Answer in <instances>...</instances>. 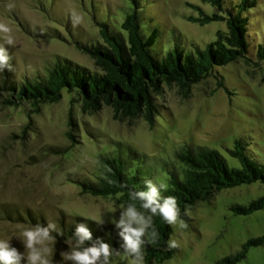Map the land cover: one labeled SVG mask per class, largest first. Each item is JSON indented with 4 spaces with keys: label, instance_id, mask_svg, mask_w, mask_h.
Masks as SVG:
<instances>
[{
    "label": "rangeland",
    "instance_id": "rangeland-1",
    "mask_svg": "<svg viewBox=\"0 0 264 264\" xmlns=\"http://www.w3.org/2000/svg\"><path fill=\"white\" fill-rule=\"evenodd\" d=\"M99 1L110 8L118 23L123 20L128 0ZM144 3L148 15L155 20L162 17L163 22L158 23L159 44L164 49L178 34L188 48L202 49L216 38V31L225 29L221 20L204 23L193 20L219 13L217 7L202 0H144ZM60 15H68L86 37L97 35L80 0H0V22L10 27L13 40L8 45L0 33V44H6L12 52L19 75L43 70L55 57L93 67L92 59L69 42L31 36L17 23L19 18L31 29L44 30ZM247 16L249 52L254 56L257 43L264 42V0H256ZM216 73L222 77L223 87L216 88ZM69 99L63 93L59 101L45 103L36 112H28L26 104L0 108V211L3 207L29 209L57 225L62 218L70 220L76 215L102 223L119 219L122 204L111 196L83 193L70 181L71 177L84 178L96 172L97 154L113 141L128 143L143 153L146 169L154 172L153 180L164 185L167 182L163 162L180 166L176 153L187 145L214 148L230 166L239 167V160L230 153L238 141L252 158L264 160V60L253 65L239 59L216 67L214 75L194 84L186 98H182L176 85L165 86L163 102L169 111L158 116L153 127L142 118L115 117L108 105L95 113L82 112ZM70 109L77 125L76 142L68 135ZM49 147H66L67 152L57 153ZM263 194L264 184L260 182L241 184L222 189L210 200L199 201L187 209V220L178 216L170 224L169 239L175 241L178 250L161 264H214L239 252L248 238L264 234V208L249 215H237L229 206L244 204ZM24 226L0 219V238L11 239V244L24 252L18 239ZM70 244L67 248L55 241L50 245L52 264H72L60 255L70 250ZM131 259L117 254L110 257V264H131ZM236 264H264V243L250 246Z\"/></svg>",
    "mask_w": 264,
    "mask_h": 264
},
{
    "label": "trees",
    "instance_id": "trees-1",
    "mask_svg": "<svg viewBox=\"0 0 264 264\" xmlns=\"http://www.w3.org/2000/svg\"><path fill=\"white\" fill-rule=\"evenodd\" d=\"M217 7L219 13L193 19L200 22L221 20L224 30L216 31V38L204 48H188L180 34L164 49L160 46V25L162 17L155 20L146 11L144 0H128V9L118 23L107 5L99 0H80L83 10L97 29L93 38L86 37L68 15H60L52 26L42 30L31 29L17 18L19 27L31 36L54 38L69 42L77 50L88 55L93 67L77 63L66 57H55L50 66L30 75H19L16 61L6 44L8 66L0 70V108H18L28 105L29 110L39 111L41 105L59 101L67 93L71 103H77L82 112L95 113L104 105L112 108L115 117L127 119L142 118L153 127L157 117L168 113L163 102L165 86L176 85L182 98L188 97L194 84L214 75L216 67L242 59L246 64L256 65L264 60V42L257 43L255 55L249 52V21L247 11L255 7L256 0H202ZM43 4V3H42ZM45 9V8H44ZM46 10V9H45ZM157 21V22H156ZM160 25H159V24ZM216 88L223 87V79L215 75ZM229 93V92H228ZM29 116V115H28ZM68 135L75 141L77 129L71 109L68 117ZM59 153L67 152L66 147H49ZM239 160L240 166H230L225 157L216 149L206 146L187 145L176 153L180 166L175 162H163L166 174L165 188L161 197L174 196L179 208V218L187 220L186 210L199 201L210 200L215 193L241 184L260 182L264 184V160L252 158L245 146L235 143L230 150ZM98 169L84 178L71 177L70 181L81 188V192L94 196H111L117 203L127 206L130 192L146 191L145 179H151L159 187L153 170L146 169V156L132 145L113 141L108 148L97 154ZM136 207L140 202L135 201ZM264 208V194L244 204L234 203L230 211L237 215H249ZM148 214V213H146ZM0 219L27 225L41 224L47 227V220L28 210L3 207ZM159 233V242L150 244L145 238L142 245L144 264H161L171 258L178 247H169L172 227L161 216L152 217ZM76 223H86L93 234L90 245L103 240L112 247V256L124 254L122 238L112 223H102L80 215L70 220L62 218L58 225L63 235L52 233L55 242L63 247L74 243ZM264 243V234L248 238L241 250L227 255L214 264H236L245 257L250 246Z\"/></svg>",
    "mask_w": 264,
    "mask_h": 264
},
{
    "label": "clouds",
    "instance_id": "clouds-1",
    "mask_svg": "<svg viewBox=\"0 0 264 264\" xmlns=\"http://www.w3.org/2000/svg\"><path fill=\"white\" fill-rule=\"evenodd\" d=\"M11 29L0 22V33L4 34L5 42L12 45L13 40L9 35ZM9 56L7 49L0 46V70L8 66ZM147 190L130 192V202L127 206L121 205L119 219H114L113 224L118 229L122 238L121 248L125 255L130 256L131 264H143L142 245L145 238L150 244L159 242V233L153 225V216H161L168 224H174L179 216V208L174 196L161 197V190H167L164 184L159 187L151 179H145ZM135 201L140 202L144 211L137 209ZM148 213V214H146ZM63 235L58 225L49 221L47 227L41 224L22 227L18 239L23 244L24 252L11 244V239L0 238V264H52L49 256L53 249L50 246L55 237L52 233ZM74 243L69 245L70 250L61 252L64 261L72 264H110L112 247L103 240H97L90 245L93 234L86 223H76L73 233ZM169 247H175V241L169 239Z\"/></svg>",
    "mask_w": 264,
    "mask_h": 264
}]
</instances>
